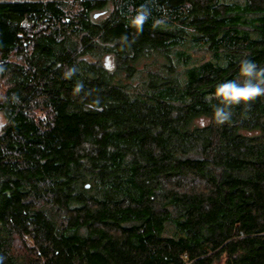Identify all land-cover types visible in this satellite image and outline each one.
Listing matches in <instances>:
<instances>
[{
	"label": "trees",
	"instance_id": "trees-1",
	"mask_svg": "<svg viewBox=\"0 0 264 264\" xmlns=\"http://www.w3.org/2000/svg\"><path fill=\"white\" fill-rule=\"evenodd\" d=\"M244 60L264 0H0V264H264Z\"/></svg>",
	"mask_w": 264,
	"mask_h": 264
},
{
	"label": "clouds",
	"instance_id": "clouds-1",
	"mask_svg": "<svg viewBox=\"0 0 264 264\" xmlns=\"http://www.w3.org/2000/svg\"><path fill=\"white\" fill-rule=\"evenodd\" d=\"M145 22L144 15H138L132 22L140 26ZM257 69L254 62L244 60L240 63L238 78L218 84L214 93L206 99L215 98L218 105L214 107L212 118L218 124H223L231 117L232 106L248 104L257 97L264 96V69ZM255 70V71H254ZM206 117H199L201 127L210 123Z\"/></svg>",
	"mask_w": 264,
	"mask_h": 264
},
{
	"label": "rangeland",
	"instance_id": "rangeland-1",
	"mask_svg": "<svg viewBox=\"0 0 264 264\" xmlns=\"http://www.w3.org/2000/svg\"><path fill=\"white\" fill-rule=\"evenodd\" d=\"M7 1H23V0H7ZM69 1H72V0H69ZM2 83H0V87L2 88ZM0 93H1V90H0Z\"/></svg>",
	"mask_w": 264,
	"mask_h": 264
},
{
	"label": "water",
	"instance_id": "water-1",
	"mask_svg": "<svg viewBox=\"0 0 264 264\" xmlns=\"http://www.w3.org/2000/svg\"><path fill=\"white\" fill-rule=\"evenodd\" d=\"M96 16V15H95Z\"/></svg>",
	"mask_w": 264,
	"mask_h": 264
}]
</instances>
